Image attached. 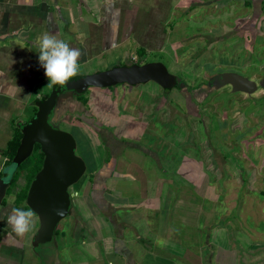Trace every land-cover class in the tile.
<instances>
[{"label":"rangeland","instance_id":"obj_1","mask_svg":"<svg viewBox=\"0 0 264 264\" xmlns=\"http://www.w3.org/2000/svg\"><path fill=\"white\" fill-rule=\"evenodd\" d=\"M129 1L135 12L118 35L129 39L113 47L119 37L109 30L107 44L90 49L78 74L160 61L184 86L166 91L148 81L89 88L81 95L83 104L90 99L86 121L83 105H62L57 120L75 136L87 169L69 188L74 213L59 222L57 248L49 254L60 253L66 264H123L112 238L127 224L125 241L139 264L151 255L148 264H264V0ZM78 26L89 29L83 21ZM72 30L75 45L88 41ZM225 72L254 79L258 90L217 85ZM49 83L36 93L49 92ZM36 93L24 122L38 110ZM107 141L113 159L103 166ZM103 167L116 178L108 182L110 175L101 173L91 181ZM15 171L11 163L1 174L9 179ZM103 185L105 199L93 192ZM78 235L91 242L70 252L63 243L79 241ZM37 247L46 253L43 244Z\"/></svg>","mask_w":264,"mask_h":264},{"label":"crops","instance_id":"obj_2","mask_svg":"<svg viewBox=\"0 0 264 264\" xmlns=\"http://www.w3.org/2000/svg\"><path fill=\"white\" fill-rule=\"evenodd\" d=\"M131 5L129 0H0V173L6 161V157L2 154L3 150L12 138L15 126L19 121L24 122L21 116L24 115L23 111L28 99L35 95L37 87L46 85L48 81L45 69L39 62L38 38L45 33L55 34L57 38L67 41L72 47L80 46L78 49L82 52V56L79 65L85 64L91 48L97 49L107 44L109 30L113 33V38L119 35L122 20H126L130 14L134 15L135 7ZM80 21L88 24L89 29H81L78 26ZM109 24L113 26L110 29ZM72 29L80 32L78 39H88L84 43L89 42V44H84L82 41V44L75 45L74 40L71 39ZM101 33L102 38L99 35ZM100 39H103V42ZM119 39L120 37L115 39L113 47L124 44L125 40L121 39H129V37ZM105 165L103 163V166ZM101 173L110 175L108 182L116 178L114 173H109L103 167V171L93 174L91 181L96 183ZM103 187L97 191L93 189V192L94 194L98 192L97 195L105 199L107 188L106 185ZM94 194L92 196L95 201ZM8 195H12L13 200L0 205V264H45L47 259L49 262L47 264H66L67 261L61 259L60 253L59 255L57 253L55 258L49 254L56 250V244L48 252L45 249L46 253L43 255L42 252L45 251L38 249V245L34 243V235L40 225L37 214L34 213L31 231L24 236H19L13 231L8 223L12 210L14 208L28 210V208L23 204L15 205L14 188ZM73 213L69 217L73 216ZM93 217L91 216V220ZM102 223L105 225L106 222ZM126 225L124 224L123 228L119 225L121 230L119 231L118 228V233L113 235L114 251L122 256L123 264H139L140 261L134 251L125 241V230L129 229ZM137 235V239L141 240L138 233ZM77 237L79 241L72 243L65 240L63 246L74 252L78 250L77 246L90 244L87 238L81 235ZM115 238L117 240L114 242ZM153 259L151 255V259L147 258L144 261L150 263ZM75 264L84 263L81 261Z\"/></svg>","mask_w":264,"mask_h":264},{"label":"water","instance_id":"obj_3","mask_svg":"<svg viewBox=\"0 0 264 264\" xmlns=\"http://www.w3.org/2000/svg\"><path fill=\"white\" fill-rule=\"evenodd\" d=\"M155 81L164 89H172L176 84L184 86L180 78L171 73L160 61L144 64L116 65L103 71L77 74L63 85H53L47 98L37 96L34 104L37 112L28 122L19 121L23 136L13 163L17 167L29 158L37 143L44 153L41 169L34 176L28 190L26 203L37 214L39 228L34 235V243L48 245L53 241L59 222L72 211L73 194L69 188L85 173V160L76 154L77 143L72 133L55 127L50 118L59 108V100L65 90L84 92L89 86H108L118 83L132 85ZM216 84H228L234 92L253 93L258 90L254 79L235 72L218 74ZM210 87V86H209ZM11 180L0 177V205ZM62 213V214H58ZM52 250L51 247H48ZM52 252V251H51Z\"/></svg>","mask_w":264,"mask_h":264},{"label":"clouds","instance_id":"obj_4","mask_svg":"<svg viewBox=\"0 0 264 264\" xmlns=\"http://www.w3.org/2000/svg\"><path fill=\"white\" fill-rule=\"evenodd\" d=\"M39 62L45 69V75L50 81L48 86L63 85L79 72V60L82 52L55 34L45 33L38 38ZM62 214V213H58ZM34 212L14 208L8 217V223L13 231L24 236L33 227Z\"/></svg>","mask_w":264,"mask_h":264},{"label":"trees","instance_id":"obj_5","mask_svg":"<svg viewBox=\"0 0 264 264\" xmlns=\"http://www.w3.org/2000/svg\"><path fill=\"white\" fill-rule=\"evenodd\" d=\"M261 2H262V0H261ZM138 52L141 53V52H143V50L139 49ZM48 95H49V92L44 93L43 98H46ZM36 111L37 110L35 108V111L33 112V114H35ZM30 118H31V116L28 118V120ZM223 125H225V124H223ZM22 136H23V133H22L21 128L18 125H16L15 129H14V133L12 135V138L9 140L7 147L3 150V153H2L6 157L5 165L13 163L14 156L16 155L18 147L21 144ZM43 160H44V153L41 150L40 144L37 143L31 157L27 158L19 166H17V171H15L13 176L9 178L11 180V183L7 189V195L10 194L11 190L16 186L17 181H18L19 177L21 176V174H23V173L25 174L26 183L23 185V187H21L19 192L16 194V199H15V205L16 206H20L23 204L27 208H30L26 204V198H27L28 190H29V187L31 185V182H32L34 176L41 169V167L43 165ZM2 176L3 175L0 173V177H2ZM6 201L7 200L4 198L2 204H5ZM47 247H49V246H47Z\"/></svg>","mask_w":264,"mask_h":264},{"label":"flooded vegetation","instance_id":"obj_6","mask_svg":"<svg viewBox=\"0 0 264 264\" xmlns=\"http://www.w3.org/2000/svg\"><path fill=\"white\" fill-rule=\"evenodd\" d=\"M135 63H138V64H144V62H135ZM147 63V62H146ZM134 64V63H133ZM126 65H132V64H127L126 63ZM82 74H87V73H82ZM122 84V83H121ZM180 84H176L173 88H175V87H178ZM94 87H100L99 85H92V86H89L87 89H89V88H94ZM162 87V86H161ZM87 89L84 91V92H80V91H77L76 89H74V90H65V91H63V94H62V96H61V98H60V100H59V110H57L56 112H54L53 113V115L51 116V118H50V122L51 123H54V124H56L58 127L57 128H59V129H62L61 128V125H60V120H57V118H58V114L59 113H57L58 111L60 112V109H61V107H62V105L63 106H65L64 105V103H67V102H72V104L73 103H79L80 105H83L84 106V108L81 110L80 109V112H82V114H86L87 115V117H83V116H81L80 115V117H81V119L80 120H83V121H86L87 119H90V117L88 116V112H87V110L88 109H85V106H86V104H87V106L86 107H88V105H89V103H90V99L89 98H87L86 99V101H85V105L83 104V101H82V98H81V95L82 94H84L86 91H87ZM164 89V88H163ZM52 90V89H51ZM51 90L49 91V94H50V92H51ZM164 90H166V91H170L171 89H164ZM90 93V92H89ZM49 96V95H48ZM47 96V97H48ZM41 98H43V95L42 96H40ZM46 97V98H47ZM82 97H84L85 98V96H82ZM79 106V105H78ZM63 130V129H62ZM68 130V129H67ZM105 130H107V129H105ZM107 131H109V130H107ZM69 132H70V130H69ZM110 132V131H109ZM71 133V132H70ZM73 134V133H72ZM74 136V135H73ZM75 137V136H74ZM75 140H76V138H75ZM77 143V142H76ZM108 141L104 144V150L105 151H107V153L106 154H108V159L104 162V158L105 157H101L100 159H101V162H103L104 164H109V163H111L110 161L113 159V151H112V145L110 144V143H108ZM36 146V145H35ZM82 149H83V147H82ZM99 149V151H100V148H98ZM107 156V155H106ZM86 162V161H85ZM95 162H97V160L93 157V163H95ZM86 165H87V163H86ZM25 179V178H24ZM19 180V179H18ZM17 183H18V181H17ZM26 183V180H24V184ZM17 185V184H16ZM23 187V186H22ZM21 188H19L17 191H15L16 192V194L19 192V190H20ZM16 199V198H15ZM54 244H55V242H54V239H53V241L52 242H50L48 245H43V246H45V249L47 250V252L48 251H50L49 249H48V247L47 246H50L51 248L52 247H54Z\"/></svg>","mask_w":264,"mask_h":264}]
</instances>
